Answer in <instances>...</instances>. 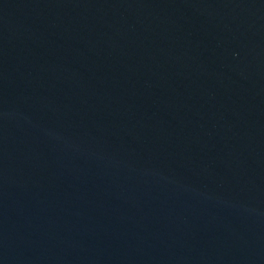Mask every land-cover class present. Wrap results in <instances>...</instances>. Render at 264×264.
Here are the masks:
<instances>
[{
    "label": "water",
    "instance_id": "95a60500",
    "mask_svg": "<svg viewBox=\"0 0 264 264\" xmlns=\"http://www.w3.org/2000/svg\"><path fill=\"white\" fill-rule=\"evenodd\" d=\"M0 264H264V0H0Z\"/></svg>",
    "mask_w": 264,
    "mask_h": 264
}]
</instances>
